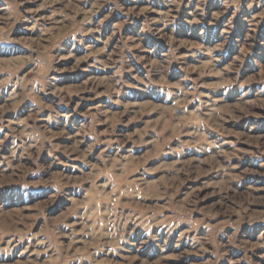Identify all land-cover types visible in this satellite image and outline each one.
<instances>
[{
  "label": "rangeland",
  "instance_id": "obj_1",
  "mask_svg": "<svg viewBox=\"0 0 264 264\" xmlns=\"http://www.w3.org/2000/svg\"><path fill=\"white\" fill-rule=\"evenodd\" d=\"M0 264H264V0H0Z\"/></svg>",
  "mask_w": 264,
  "mask_h": 264
}]
</instances>
